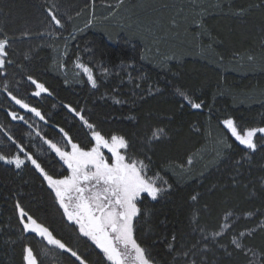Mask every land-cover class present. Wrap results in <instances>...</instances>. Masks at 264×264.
<instances>
[{"label": "trees", "instance_id": "1", "mask_svg": "<svg viewBox=\"0 0 264 264\" xmlns=\"http://www.w3.org/2000/svg\"><path fill=\"white\" fill-rule=\"evenodd\" d=\"M53 6L67 19L59 36L47 35L45 10ZM93 18L96 24L91 27ZM23 25L30 36L22 35ZM0 34L14 40L9 54L13 64L7 66L13 93L21 68L52 93L32 97L30 90L23 91L30 86L21 81V98L49 120L45 125L33 117L49 138L60 139L57 128L64 127L87 143L88 130L64 105L83 109L105 132L124 135L133 145L131 155L147 156L150 175L159 173L169 182L170 190L157 201L143 202L137 218L138 240L156 264H172L174 255L197 247L192 221L211 229L228 212L249 214L251 220L242 224L259 223L262 228L243 241L250 250L219 264H264V148L259 146L264 141L257 140L256 152H245L221 123L231 117L245 128L264 127V0H0ZM121 34L158 53L154 60L161 67L153 66L151 54L144 59L138 44L130 49ZM78 64L92 69L98 88H91ZM73 72L79 74V84L65 81L66 73ZM177 89L204 107L191 109ZM10 107L18 106L0 91V125L55 165L47 153L38 151L42 145L33 147L37 138L27 135L31 129L10 121ZM161 130L164 135L152 140L153 132ZM223 139L233 148L226 149ZM187 157L192 164L180 171ZM17 200L79 251L92 253L90 242L77 239L73 226L63 219L37 173L0 163V264H23V244L41 249L38 239H25L21 233ZM49 254L50 260L42 258L44 264H73L68 254ZM98 261L103 264L100 255H90V264Z\"/></svg>", "mask_w": 264, "mask_h": 264}, {"label": "snow or ice", "instance_id": "2", "mask_svg": "<svg viewBox=\"0 0 264 264\" xmlns=\"http://www.w3.org/2000/svg\"><path fill=\"white\" fill-rule=\"evenodd\" d=\"M45 15L46 26L50 29L47 35L59 36L66 29L65 15L56 6L47 8ZM22 35L28 37L31 33L25 31ZM13 42L9 35L0 34V79L3 81L0 91L6 94L10 104L18 106L10 107L6 115L10 121H18L31 129L27 135L32 137L34 134L37 138V145L33 147L42 145L38 151L47 153L48 159L54 160L55 165L42 160L22 137L15 135L5 125H0V135L5 139V144L0 145V162L13 166L17 171L30 169L37 173L52 194L63 219L73 226L77 239L85 238L93 251L89 255L79 251L70 240L59 236L45 220L17 200L14 207L23 237L38 239L44 256L52 252L68 254L74 258L73 264H90L92 254L100 255L103 264H156L148 248L138 240L137 217L141 216V206L145 200L157 201L170 190L171 185L159 173L149 174L151 160L147 156L140 159L131 155L133 145L124 135L105 132L86 117L83 109L64 105L82 128L88 130L87 143L83 138H74L71 129L66 130L64 127L57 128L60 139L54 141L49 138L33 120V117L38 118V121L47 125L49 120L46 114L21 98L20 91L21 81L30 86L23 91L30 90L32 97L39 98L42 94L51 96L49 88L23 68L17 73L20 79L13 81L16 94L8 83L7 66L13 64L9 58ZM77 67L83 70L91 88H98L92 69L83 64ZM177 95L191 109L201 110L204 107L203 102H195L180 89H177ZM116 102L120 103L119 100ZM221 123L227 136L245 152H256L257 140L264 141V127L245 128L231 117ZM163 135L162 130L153 132L151 139L158 140ZM222 143L226 149L233 148V143L227 139H223ZM259 146L264 148V144ZM56 165L63 172L58 171ZM191 199L196 202L198 197L193 195ZM229 228L231 225L228 223L221 225L220 231L214 236L219 237ZM245 235L246 232H240L239 238L232 240L235 249L250 250L243 243ZM172 239L175 241V237ZM202 239L207 241L208 237L202 236ZM22 256L23 264H44L40 253L34 250L31 243L22 245Z\"/></svg>", "mask_w": 264, "mask_h": 264}, {"label": "rangeland", "instance_id": "3", "mask_svg": "<svg viewBox=\"0 0 264 264\" xmlns=\"http://www.w3.org/2000/svg\"><path fill=\"white\" fill-rule=\"evenodd\" d=\"M97 16H99V15H97ZM96 19H98V18H96ZM106 20L109 22H112L113 17H109ZM93 24L94 25L96 24L94 18L92 19V21H89V25L91 27L92 26L94 27ZM38 27L40 29L41 25ZM96 27H99V26H96ZM24 28H25V25H23V27H22L23 31H25ZM33 31H35V30H33ZM35 38H39V37L34 36V39ZM52 38L53 37H50V39H52ZM120 40H122L124 42V44H126L130 49L135 47L138 44L137 46H140L142 48L141 54L143 55L144 59L146 57V56H144L145 54L146 55L148 54V56L151 54L152 59L155 62L154 59H156V57L160 56L158 53L155 52L153 54L152 51L147 50L145 47H142L143 45H141V43L131 42L130 40H128V38L125 36V34L120 35ZM154 62H153V66H155L156 68L161 67L159 65V63H157V62L154 63ZM79 79H81V78H80L78 73L77 74L74 72L73 73H66V75H65V81L68 84H70L71 82L75 83V84H79V81H80ZM189 161H191V163H189ZM0 163H2V162H0ZM191 164H192V157H187L186 167L185 168L180 167L179 170L180 171H185V169L189 170V166ZM262 188H264V185H262ZM228 213H230V212H228ZM228 213L222 214L220 216L219 225L217 227H214L211 229H206L204 227L199 228V227H197V222L192 221V224L195 227L192 231V236L197 239V247L195 246L194 248H191L189 251H187V252L185 251L186 253L181 252L180 255L179 254L174 255L172 264H192V262H194V264H219V262L222 260L233 259V257L236 255V253L241 251V250H237L234 248V246L232 245V240L234 238H239L238 234L240 232H246V235L243 238V241H244V240L250 238L252 236L253 232L260 230L262 228V225L259 223L258 224H249V225L244 224V223L242 224V221L249 222L251 220L252 217L249 214H244L242 216L241 214L236 215V213L231 212V215L229 216V215H227ZM194 215L195 214H193L192 216H194ZM194 219H195V216H194ZM139 223L137 224L138 226H139ZM225 223L230 224L231 228L226 229L219 237H215L214 233L220 231L221 225H223ZM137 225H136V227L138 228ZM202 236H207L208 240L207 241L203 240ZM38 253H40L41 259L43 258L44 260L45 259L50 260V258H51L50 254L47 256H44L42 254V249L38 250ZM246 254L247 253L244 252V255H246ZM249 259L252 260L253 258H251V256H250L248 258V260Z\"/></svg>", "mask_w": 264, "mask_h": 264}]
</instances>
